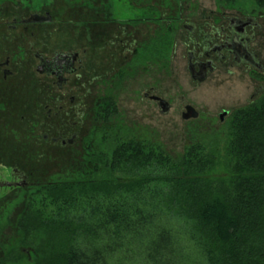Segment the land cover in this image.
<instances>
[{
  "label": "trees",
  "instance_id": "1",
  "mask_svg": "<svg viewBox=\"0 0 264 264\" xmlns=\"http://www.w3.org/2000/svg\"><path fill=\"white\" fill-rule=\"evenodd\" d=\"M170 38L157 41L155 56ZM107 105L98 109L106 124L118 112ZM96 131L84 174L38 187L41 205L29 201L1 264L23 261L18 246H33L39 231L27 264H264V97L177 158L119 126Z\"/></svg>",
  "mask_w": 264,
  "mask_h": 264
},
{
  "label": "rangeland",
  "instance_id": "2",
  "mask_svg": "<svg viewBox=\"0 0 264 264\" xmlns=\"http://www.w3.org/2000/svg\"><path fill=\"white\" fill-rule=\"evenodd\" d=\"M45 1L43 0L44 3ZM32 3L33 0H0V8L2 7L6 15H20L24 7L29 8ZM153 7L158 10L157 14L163 16L162 23L139 27L126 25L134 33L144 32L145 45L150 39L157 42L158 37L166 30V22L173 20L175 16H183L182 21L199 16L241 17L252 13L254 16H264V7H260L253 0H238L237 3L230 4L219 0H54L50 6L51 10L58 13L59 22L54 28H57L60 48L81 47L86 42L87 34L94 40L89 63L92 77L103 76L107 70H113L111 63L121 58V50L116 43L118 37L123 34L120 22L136 18L138 15L154 13L150 10ZM104 18L110 23L101 22ZM178 23L175 31L172 28L169 30L174 43L167 46L164 56H155L152 71L147 70L146 64H141L142 67L136 70L135 76L124 78L116 89L111 83L107 85L101 79L92 84V90L86 99L83 90H78L79 85L68 89L67 97H60L65 112L72 110L69 102L71 95L77 98L76 106L79 105L78 112H70L69 116L60 112L56 124L60 131L67 129L78 133V139L73 145L61 148L45 143L41 132L31 130L32 125L38 127V122L44 121L45 117H28L22 122L20 116L7 118L10 126L3 132L0 131V152L3 151L10 157L9 162L18 163L23 169L33 172L32 182L35 186L18 190L8 189L0 193V260L20 241L19 218L29 201L36 202L35 208L40 207L42 196L37 194L38 187L67 182L81 178L84 174L85 161L89 154L87 147L96 140V127L119 126L130 138L159 144L169 155L177 158L201 135L225 130L230 117L221 122L219 113L223 109L232 110L248 105V88L238 80L235 86L229 85L227 77L215 78V75L205 84H194L191 81L185 67V52L182 48L186 33L182 24ZM262 23L264 24V19ZM147 31L148 37L145 34ZM115 35L118 37H114ZM129 39L131 41V38ZM110 40L115 41V44L107 46ZM148 91L150 95L168 99L171 104L168 114L161 112L156 101L144 97V92ZM106 93L112 95L118 104L117 115L108 124L99 120L95 112V103ZM187 104L196 109L198 117H183ZM39 141L43 144L39 145ZM40 239L41 231L34 232L29 243L35 246ZM33 246H18L19 256H24L23 261L9 262L8 259L3 263H31L34 259Z\"/></svg>",
  "mask_w": 264,
  "mask_h": 264
},
{
  "label": "flooded vegetation",
  "instance_id": "3",
  "mask_svg": "<svg viewBox=\"0 0 264 264\" xmlns=\"http://www.w3.org/2000/svg\"><path fill=\"white\" fill-rule=\"evenodd\" d=\"M33 2L29 8L24 7L20 15L18 13L6 15L2 7L0 8V131L9 128L7 118L12 116H20L21 122L28 117H45L44 121L38 122V127L32 125L31 130L41 132L43 142L67 148L77 141L78 133L67 129L60 131L59 126L56 125L58 116L60 112L67 113L68 116L70 112L77 113L79 105L76 106L77 98L71 95L69 102L72 110L65 112L60 97H67L68 89L79 85L78 90H83L86 99L92 90V84L101 79L107 85L111 83L116 89L124 78L135 76L134 73L141 64L142 66L146 64L147 70L152 71L155 60L154 48L157 42L150 39L145 45L144 32L134 33L126 25L139 27L146 24H160L164 18L160 14L150 12L120 22L123 34L114 37L119 38L116 43L121 50V58L111 63L113 70H107L103 76L92 77L89 63L94 40L92 41L91 35L87 34L86 42L81 47L60 48L57 28H54L59 22L58 13L50 8L54 0H46L45 3L43 0H33ZM262 19L264 16H254L253 13L241 17L199 16L189 19L190 21H182L183 16H175L173 20L166 22V30L161 33L157 41L168 35L171 28L175 31L176 24L180 22L186 33L182 40V48L185 52V67L191 81L201 85L215 75V78L227 77L229 85L235 86L238 80L248 88L246 96L250 101L248 105H251L264 97ZM109 21L113 20L109 19ZM101 22L110 23L107 18L102 19ZM145 34L148 37L149 32ZM170 41L174 43L173 37ZM112 44H115V41L110 40L107 46ZM60 53L66 56L60 57ZM202 77L205 78L204 81H200ZM144 97L156 101L159 108L160 101L156 98L168 101L162 96L150 95L149 91L144 92ZM100 102L104 106L115 103L118 109L116 99L106 93L95 103L97 116L100 114L98 112ZM83 103L85 104V101ZM168 104L171 110L169 101ZM190 107L194 108L190 104L185 106L183 116L193 111L195 113L196 109L192 110ZM243 107L223 109L219 113V118L221 114H226L220 119L221 122ZM41 144L42 141H39V145ZM9 161L10 157L3 151L0 152V193L8 189L18 190L35 186L32 182L33 172Z\"/></svg>",
  "mask_w": 264,
  "mask_h": 264
},
{
  "label": "water",
  "instance_id": "4",
  "mask_svg": "<svg viewBox=\"0 0 264 264\" xmlns=\"http://www.w3.org/2000/svg\"><path fill=\"white\" fill-rule=\"evenodd\" d=\"M66 56L64 53L62 54V53H60L59 54V56L60 57H62V56ZM204 77H202V78H200V81H204ZM157 100H159L160 101V110H161V112L163 113V114H168L169 112V110H170V105L168 104V101H165V100H163V99H160V98H156ZM192 110H194V108H192V107H190ZM226 114V113H225ZM225 114H221V118H223L224 116H225ZM184 118H186V119H188V118H196V117H198V113H196V111H195V113H194V111H193V113H191V114H187V115H184L183 116Z\"/></svg>",
  "mask_w": 264,
  "mask_h": 264
}]
</instances>
